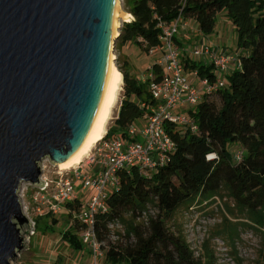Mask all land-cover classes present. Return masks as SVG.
<instances>
[{
    "label": "trees",
    "instance_id": "trees-1",
    "mask_svg": "<svg viewBox=\"0 0 264 264\" xmlns=\"http://www.w3.org/2000/svg\"><path fill=\"white\" fill-rule=\"evenodd\" d=\"M125 1L134 19L123 23L117 43L136 39L146 50L160 45L159 20L170 23L180 12L196 20L202 32L211 33L218 13L226 10L241 48L240 64L228 75L224 87L204 93L192 110L198 131L166 124L177 148L164 164L151 173L138 167L118 172L120 184L107 197L108 209L97 214V236L106 242L105 259L110 264H215L214 252L205 243L203 253L196 254L185 234L175 227V215L183 207L190 209L211 197L221 200L227 196L234 208L227 205L228 224L215 235L233 244L242 227H264V0ZM182 60L185 70L215 79L212 64L189 56ZM117 65L123 73V96L104 138L125 135L128 126L156 104L149 81L135 76L128 60L121 62L120 55ZM149 69L160 74L162 67L155 60ZM235 145L242 146L241 159L234 156L240 149L233 150ZM211 152L217 157L208 158ZM83 204L77 197L58 214L68 220L62 238L76 251L85 247L76 232L80 225L73 223L74 213ZM152 208L156 211L151 212ZM57 220L52 212L38 215L35 230L52 232V222ZM112 233L119 236L115 241L110 239Z\"/></svg>",
    "mask_w": 264,
    "mask_h": 264
},
{
    "label": "water",
    "instance_id": "water-1",
    "mask_svg": "<svg viewBox=\"0 0 264 264\" xmlns=\"http://www.w3.org/2000/svg\"><path fill=\"white\" fill-rule=\"evenodd\" d=\"M123 0H0V264L26 246L23 182L72 162L99 124ZM122 15V16H121Z\"/></svg>",
    "mask_w": 264,
    "mask_h": 264
},
{
    "label": "built area",
    "instance_id": "built-area-1",
    "mask_svg": "<svg viewBox=\"0 0 264 264\" xmlns=\"http://www.w3.org/2000/svg\"><path fill=\"white\" fill-rule=\"evenodd\" d=\"M187 20L180 12L170 23L161 19L158 22L161 44L151 46L149 50L158 53L157 61L162 69L160 74H155L153 69H149L144 77V80L149 81L148 88L156 100V104L139 119H144L146 123L141 124L137 120L128 126L125 135L114 134L101 139L84 160L69 171L62 168L50 177L42 167V184L32 185L37 186L31 200L38 215L48 212L59 214L65 211L66 203L74 201L77 197L82 199V195L78 193L79 189L92 188L89 199L83 201L81 210L74 213L76 221L73 222L80 225V238L90 249V264H100L106 253V242L98 238L95 224L97 214L108 209L107 197L110 191L120 184L118 172L138 167L143 172L151 173L164 164L169 154L177 148V143L166 129V124L174 123L193 132L199 128L192 115L177 112L176 109L186 104L196 106L204 93L224 87L230 64L233 61L238 63L237 66L240 64L239 54L216 50L210 45H202L205 46L202 51L201 46H196L192 55L206 56L207 60L203 62L212 64L216 75L214 80L207 76L200 77L203 86L199 89L184 73L186 70L182 53L185 48L177 40V34L183 25L188 24ZM194 74L198 75L197 70H194ZM242 155L241 149L234 154L237 159H241ZM207 157L216 158L217 154L211 152Z\"/></svg>",
    "mask_w": 264,
    "mask_h": 264
},
{
    "label": "rangeland",
    "instance_id": "rangeland-1",
    "mask_svg": "<svg viewBox=\"0 0 264 264\" xmlns=\"http://www.w3.org/2000/svg\"><path fill=\"white\" fill-rule=\"evenodd\" d=\"M125 2L126 1L123 0V5L126 9L127 7L125 6L127 5H125ZM124 22L126 21L122 20L121 25H123ZM188 22L191 21L188 20ZM218 24L222 25L221 19H218ZM230 25L232 27V24ZM193 26L196 27V25ZM221 27L222 31H220L218 36H223L226 45L233 48L231 52L237 54L239 51V45L237 44L236 32L230 30L228 33H225L224 36L223 25ZM116 45L117 48L115 50V55L118 57L119 52H121L123 55L121 57V62H123L125 58L128 59L131 71H134L137 75L147 70L148 66L157 60L158 53L146 50L137 43L136 39L119 41ZM187 45L189 46V49L193 47L190 50L196 48V44L189 45L187 43ZM200 48L204 51L205 46H201ZM187 55H189V53H187ZM194 58L197 60L200 57L195 56ZM116 66L118 68L117 59ZM184 73L189 79H191L190 75L191 77H195L193 75V70H186ZM228 75L229 74L226 76L228 77ZM196 84L199 89H202L203 85L200 79H198ZM123 87L124 81L118 100L113 108L112 116L109 119L107 131L113 125V122L117 117L119 106L122 101ZM195 107V105L186 104L177 108L176 111L191 115V112ZM139 123L145 124L146 121L142 119L139 120ZM238 148L242 149V146L235 145L233 150ZM75 166L76 165L67 168V170L69 171ZM42 167L45 169V173L50 177L55 175V173L61 169L60 165L51 162L49 158H46L42 162ZM32 185L33 184L28 182H23L20 189L23 211L30 218L32 224L29 228V233L26 234V246L20 252L13 264H88L89 261L86 262L85 259L80 258L62 238L61 232L69 227L68 220L64 214H57L58 220L52 222V232L35 230V219L38 213L34 209L35 205L31 198L37 186L33 187ZM91 192V187L85 190H78V193L82 195L84 202L89 199ZM227 205L234 208L233 200L226 196L225 199L221 200L211 197L207 201H204L201 204L199 203L190 209L183 207V209H180L175 215V227L185 234L192 248L196 250V254L203 253L205 250V243L206 246L214 252L215 264H264V227L257 228L256 230L242 227L239 238L236 240V243L233 244H231V240L214 234L216 230L223 229L224 225L228 224L225 217L228 215L226 214L228 209ZM155 211L156 209L152 208L151 212ZM229 218L232 219L231 216ZM115 228L116 229L114 230L117 233L120 226L117 225ZM118 237V235L112 233L110 239L115 241ZM119 239H121V237ZM100 264L110 263L106 262L104 256Z\"/></svg>",
    "mask_w": 264,
    "mask_h": 264
},
{
    "label": "crops",
    "instance_id": "crops-1",
    "mask_svg": "<svg viewBox=\"0 0 264 264\" xmlns=\"http://www.w3.org/2000/svg\"><path fill=\"white\" fill-rule=\"evenodd\" d=\"M218 14H219V16L217 15V23H216L215 29L211 33L202 32L199 29L198 23L196 22V20L188 18V20H190L191 22H188L187 25H183V27L181 28L180 32L177 34V40L185 48V51L182 53V56H189V58L196 60L194 58V56L192 55V50H190L193 47H191L189 49V46L187 45V43L189 45L196 44V46H202V45L207 46V45H210L211 47H214L216 50L227 51L228 53H230L233 50L232 47H230L229 45H226L224 37L223 36L220 37L218 35H219L220 31H222V27H221L222 25H223V34H224V36H225V33H228L230 30L232 32H234V31L236 32L235 28L233 27L234 25H233L232 21L228 18L226 10L221 11ZM218 19H221L222 25L218 24ZM191 24L196 25V27H194ZM230 24H232V27H231ZM236 38H237V36H236ZM240 52H241V48L239 47L238 53L236 52L237 54H235L234 52H231V54L238 55ZM187 53H189V55H187ZM119 55L121 57L123 56L121 52H119ZM158 57H159V55L157 56V58ZM197 60L203 62V61L207 60V58H206V56H202V57H200ZM237 64L238 63H236L235 61H233L230 64V70L228 71V74H230L232 72V70H234L236 68ZM150 66L151 65H149L148 68ZM129 67H130V65H129ZM132 72L135 74V76H138L139 78L144 80V77H145L146 73L148 72V69L145 70L144 72H142L139 75H137L134 71H132ZM193 75L195 77H191V75H190V78L192 79L193 84H195L197 86L196 82L198 81V79H200V76L199 75H195L194 74V70H193ZM76 232L79 235V232L78 231H76ZM79 237H80V235H79ZM74 251H75V253L78 254V256L80 258L85 259L86 262L89 261L88 264L91 263L92 254L90 252V249L87 246H85L81 250H78V251L74 250ZM101 262H102V260H101Z\"/></svg>",
    "mask_w": 264,
    "mask_h": 264
},
{
    "label": "bare ground",
    "instance_id": "bare-ground-1",
    "mask_svg": "<svg viewBox=\"0 0 264 264\" xmlns=\"http://www.w3.org/2000/svg\"><path fill=\"white\" fill-rule=\"evenodd\" d=\"M131 16L132 15L128 13L126 17H123V19L130 20ZM112 66L115 72L99 124L97 125L87 145L80 151V153L74 158V160L66 164H59L61 169L70 168L82 162L84 157L89 153L92 147L98 141L103 139L107 132V125L109 119L112 116L111 114L113 113V108L115 107V104L118 100V96L123 84V73L120 71V69L117 68L116 63L115 64L113 63Z\"/></svg>",
    "mask_w": 264,
    "mask_h": 264
}]
</instances>
